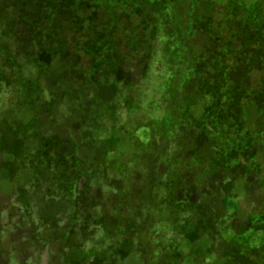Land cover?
<instances>
[{"label": "rangeland", "instance_id": "rangeland-1", "mask_svg": "<svg viewBox=\"0 0 264 264\" xmlns=\"http://www.w3.org/2000/svg\"><path fill=\"white\" fill-rule=\"evenodd\" d=\"M103 1L0 0V264H264V0Z\"/></svg>", "mask_w": 264, "mask_h": 264}, {"label": "trees", "instance_id": "trees-1", "mask_svg": "<svg viewBox=\"0 0 264 264\" xmlns=\"http://www.w3.org/2000/svg\"><path fill=\"white\" fill-rule=\"evenodd\" d=\"M119 1L121 2L118 3L117 0H111L110 2L103 1V5L99 12L101 16V20H97L98 24L96 25H88L89 29L93 32L92 33L93 36L95 37L98 36L97 31L100 32L103 38H105V36L108 37V35L114 34L115 35L114 39L108 38L112 43L120 42L121 36H125L126 38L129 36V39H130V37L134 35L132 37L134 39L136 35L142 34L141 32L144 31L143 21L146 20L144 19L145 17H147L146 13H151L152 15H159L160 13L161 15L163 14L165 15L167 11L175 12V10L178 7H180L181 9L190 8L188 6L190 3L189 0H141V1L140 0H119ZM112 3H116L114 5L115 9L113 11H109L111 9H109L110 7L108 5ZM201 21H204V19L196 20L195 24L198 23L199 25ZM227 21H229L228 17L223 20V23H222L223 26L224 24L227 23ZM241 21L242 20H239L238 23H242ZM147 28L149 29L148 25H147ZM104 30L105 32H103ZM101 41H103L102 37H101ZM243 44L244 43H241V45ZM241 47H244V46H241ZM247 52L248 51H244L245 54ZM255 55H257L256 50H254L252 53V56H255ZM133 56H135V54ZM218 59L219 58H217L216 60ZM210 60H213V58H211ZM217 65L218 66L223 65V60L221 61V63L217 62ZM213 66L215 67V64H213ZM225 91L227 92V93H224L225 96L226 95L231 96L232 95L231 92L233 91V89H230V87L228 89L226 87ZM237 92H239L238 89H237ZM258 95L260 96V94Z\"/></svg>", "mask_w": 264, "mask_h": 264}]
</instances>
